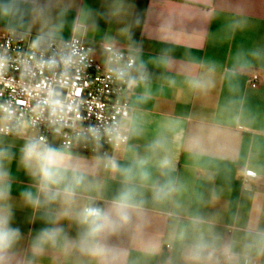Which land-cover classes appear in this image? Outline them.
Instances as JSON below:
<instances>
[{"label":"crops","instance_id":"obj_1","mask_svg":"<svg viewBox=\"0 0 264 264\" xmlns=\"http://www.w3.org/2000/svg\"><path fill=\"white\" fill-rule=\"evenodd\" d=\"M6 28L121 49L142 78L112 161L39 149L45 177L0 133V264H264V0H0Z\"/></svg>","mask_w":264,"mask_h":264},{"label":"built area","instance_id":"obj_2","mask_svg":"<svg viewBox=\"0 0 264 264\" xmlns=\"http://www.w3.org/2000/svg\"><path fill=\"white\" fill-rule=\"evenodd\" d=\"M134 62L132 54L114 47L100 58L76 35L57 38L6 28L0 33V133L44 152L57 147L112 161L128 139L130 93L142 78L134 73ZM263 80L264 69H252L246 81L255 87ZM238 179L249 188L259 176L245 169ZM87 210L99 216L102 211L97 204L84 206L86 215ZM221 256L231 258L228 252Z\"/></svg>","mask_w":264,"mask_h":264},{"label":"clouds","instance_id":"obj_3","mask_svg":"<svg viewBox=\"0 0 264 264\" xmlns=\"http://www.w3.org/2000/svg\"><path fill=\"white\" fill-rule=\"evenodd\" d=\"M26 156L30 159H35L37 161L38 164H41L42 167V171L45 177H47L49 175V172L46 168H44L42 166V161L47 159V157L45 156L44 153H42L41 151H39V145L37 144H32L27 146L26 148ZM88 211V215L96 217L97 219L99 218V213L97 211L94 210H87ZM100 225H96L93 229V231H99L100 230Z\"/></svg>","mask_w":264,"mask_h":264}]
</instances>
